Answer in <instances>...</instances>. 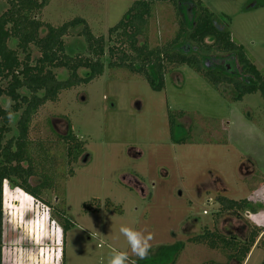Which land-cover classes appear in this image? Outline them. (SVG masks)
Returning <instances> with one entry per match:
<instances>
[{"label": "rangeland", "instance_id": "1", "mask_svg": "<svg viewBox=\"0 0 264 264\" xmlns=\"http://www.w3.org/2000/svg\"><path fill=\"white\" fill-rule=\"evenodd\" d=\"M132 2L51 0L40 19L59 27L81 18L94 36L108 39L109 30ZM202 2L214 14L215 24L229 31L264 73V0ZM194 5L156 4L144 41L163 47L181 24L192 27ZM7 8L0 1V15ZM82 31L78 26L64 38L69 57H88ZM189 46L191 54L200 55L194 45ZM177 50L185 53L184 46ZM39 57L33 48V58ZM108 58L107 53L101 77L63 92L33 120V143L46 140L60 148L57 136L68 134L70 125L73 134L86 142V154L75 166V176L61 182L62 199L47 191L36 200L9 182L3 185V264H107L113 249L127 251L136 264H228L231 251L222 245L212 249L189 240L206 230L245 240L253 225L249 213H260L256 220L264 222L263 98L257 93L234 100L231 86L215 90L186 65L171 66L164 89L156 91L141 75L108 68ZM227 62L235 67L233 77H249L234 54L214 53L204 64L221 70ZM87 73L79 71L80 77ZM56 74L60 80L68 77L66 70ZM8 102L0 98L10 110L13 104ZM39 159V172L52 177L41 152ZM41 178L30 183L37 186ZM219 196L245 199L250 206L240 212L241 218L219 217ZM122 225L154 234L149 255L176 243H184V249L175 256L167 252L139 259L119 232ZM263 261L261 245L248 264Z\"/></svg>", "mask_w": 264, "mask_h": 264}, {"label": "trees", "instance_id": "2", "mask_svg": "<svg viewBox=\"0 0 264 264\" xmlns=\"http://www.w3.org/2000/svg\"><path fill=\"white\" fill-rule=\"evenodd\" d=\"M0 1L8 5L0 15V98L10 99L13 104L8 110L0 103V264H3V185L9 182L36 200L47 191H54L57 198L62 199L65 197V186L61 182L66 183L75 176V166L86 154V142L73 134L70 125L68 134L57 136L60 148L46 140L33 143L30 138L33 120L44 105L57 102L63 92L86 86L101 77L107 53L108 68L125 69L141 75L156 91L164 89L165 76L171 66L186 65L202 75L215 90L231 86L236 93L234 100L240 101L246 95L257 93L264 100V73L256 68L254 61L234 41L230 32L215 24L214 14L202 0H133L121 21L109 30L108 39L94 36L81 18L59 27L45 24L40 15L51 0ZM185 2L194 3L197 10L192 27L186 28L181 24L176 36L163 47H151L144 41L148 37L156 4L169 3L177 7ZM78 26H83L81 35L87 44L88 57H69L66 54L64 38ZM43 29L47 30L45 35H41ZM189 44L198 49L201 57L191 54ZM182 46L185 53L177 50ZM33 48L40 53L37 59L33 58ZM214 53L234 54L245 76L249 77L244 80L233 77L235 67L230 62L225 63L221 70L208 68L204 61ZM60 69L68 72L65 80H60L56 74ZM80 70H86L88 76L80 77ZM9 112L13 114L11 119ZM170 124L175 130L173 121ZM12 132L14 135L7 139ZM40 152L51 169L52 177L38 170ZM36 177H42V182L33 186L30 181ZM217 203L220 206L219 217L230 214L241 218L240 212L250 206L245 199L236 201L225 197H218ZM189 241L206 244L212 249L222 245L231 251L228 264H244L254 247L264 245V228L250 227L245 240L226 238L206 230ZM184 246V243L163 246L149 256H165L167 252H173L175 256L181 253Z\"/></svg>", "mask_w": 264, "mask_h": 264}, {"label": "clouds", "instance_id": "3", "mask_svg": "<svg viewBox=\"0 0 264 264\" xmlns=\"http://www.w3.org/2000/svg\"><path fill=\"white\" fill-rule=\"evenodd\" d=\"M12 101L9 99V106L11 105ZM9 119L12 118L13 114L11 112L8 113ZM260 213L252 214L249 213L248 219L251 222L257 223V226H260L259 223L256 221V216ZM119 232L126 238L127 244L130 247L131 253L139 258L145 259L149 256L152 250L151 241L154 239V234L148 232L145 234L144 231L136 230L132 227L128 226H121ZM107 264H136L135 260H130L129 253L127 251H119L113 249L110 253L109 259Z\"/></svg>", "mask_w": 264, "mask_h": 264}, {"label": "crops", "instance_id": "4", "mask_svg": "<svg viewBox=\"0 0 264 264\" xmlns=\"http://www.w3.org/2000/svg\"><path fill=\"white\" fill-rule=\"evenodd\" d=\"M258 216H259V215H257V217H258ZM257 219H258V218H257ZM256 221H257V220H256ZM250 223H251V221H250ZM251 224H253L255 227H258V228H264V222L259 223L260 226H257V223H254V222H252ZM253 225H252V226H253ZM255 250H257L256 247H254V248L252 249L251 253H250L249 256L247 257V259H246V261L244 262V264H248V263H249L250 258H251V256H252V253H253V251H255Z\"/></svg>", "mask_w": 264, "mask_h": 264}, {"label": "flooded vegetation", "instance_id": "5", "mask_svg": "<svg viewBox=\"0 0 264 264\" xmlns=\"http://www.w3.org/2000/svg\"><path fill=\"white\" fill-rule=\"evenodd\" d=\"M219 197H221V196H219Z\"/></svg>", "mask_w": 264, "mask_h": 264}]
</instances>
